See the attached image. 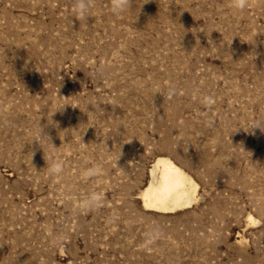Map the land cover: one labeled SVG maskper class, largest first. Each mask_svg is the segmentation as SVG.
I'll return each instance as SVG.
<instances>
[{"label": "rangeland", "instance_id": "obj_1", "mask_svg": "<svg viewBox=\"0 0 264 264\" xmlns=\"http://www.w3.org/2000/svg\"><path fill=\"white\" fill-rule=\"evenodd\" d=\"M73 3L0 0V264H264V0ZM159 156L190 206L143 205Z\"/></svg>", "mask_w": 264, "mask_h": 264}, {"label": "bare ground", "instance_id": "obj_2", "mask_svg": "<svg viewBox=\"0 0 264 264\" xmlns=\"http://www.w3.org/2000/svg\"><path fill=\"white\" fill-rule=\"evenodd\" d=\"M149 173V181L140 193L145 208L172 212L190 206L197 199L198 184L169 157H157Z\"/></svg>", "mask_w": 264, "mask_h": 264}, {"label": "clouds", "instance_id": "obj_3", "mask_svg": "<svg viewBox=\"0 0 264 264\" xmlns=\"http://www.w3.org/2000/svg\"><path fill=\"white\" fill-rule=\"evenodd\" d=\"M93 7V0H74L73 16L79 17L81 19L86 18ZM229 7L237 12H243L250 8V0H229ZM130 8L131 0H111L110 11L114 16L123 15ZM248 127L250 128V131L254 129H260L262 132H264V120L254 119L253 121L249 122ZM45 138H47L48 141L51 142L50 137L48 135L43 134L42 127L38 125V131L34 132L31 138V143L33 141H36L38 142L39 147L42 148L41 141ZM60 171L61 167L58 164L49 167V172L52 175L59 174Z\"/></svg>", "mask_w": 264, "mask_h": 264}]
</instances>
